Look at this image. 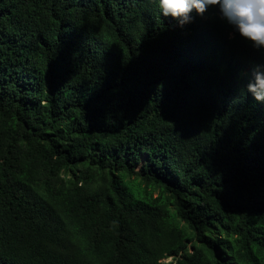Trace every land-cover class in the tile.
<instances>
[{"label": "trees", "instance_id": "trees-1", "mask_svg": "<svg viewBox=\"0 0 264 264\" xmlns=\"http://www.w3.org/2000/svg\"><path fill=\"white\" fill-rule=\"evenodd\" d=\"M192 16L0 0V264H264V50Z\"/></svg>", "mask_w": 264, "mask_h": 264}, {"label": "clouds", "instance_id": "clouds-1", "mask_svg": "<svg viewBox=\"0 0 264 264\" xmlns=\"http://www.w3.org/2000/svg\"><path fill=\"white\" fill-rule=\"evenodd\" d=\"M164 17H171L183 28L193 22V11L203 18L209 8L219 12L242 40L255 50H264V0H158ZM264 65H255L246 83V91L258 103H264Z\"/></svg>", "mask_w": 264, "mask_h": 264}, {"label": "rangeland", "instance_id": "rangeland-1", "mask_svg": "<svg viewBox=\"0 0 264 264\" xmlns=\"http://www.w3.org/2000/svg\"><path fill=\"white\" fill-rule=\"evenodd\" d=\"M172 259H173V258H167L166 260L164 259L165 261H164V260H163V261H164V262H169V261L172 260Z\"/></svg>", "mask_w": 264, "mask_h": 264}, {"label": "bare ground", "instance_id": "bare-ground-1", "mask_svg": "<svg viewBox=\"0 0 264 264\" xmlns=\"http://www.w3.org/2000/svg\"><path fill=\"white\" fill-rule=\"evenodd\" d=\"M165 260H166V259H165ZM165 260H164V261H165ZM164 261H163V262H164ZM171 261H172V260H170L169 262H171ZM165 263H167V262H165Z\"/></svg>", "mask_w": 264, "mask_h": 264}]
</instances>
